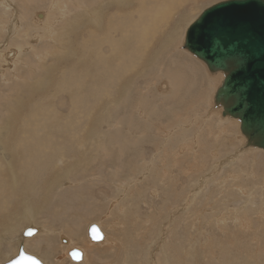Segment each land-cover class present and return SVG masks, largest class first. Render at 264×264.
Segmentation results:
<instances>
[{
	"label": "rangeland",
	"instance_id": "374dc122",
	"mask_svg": "<svg viewBox=\"0 0 264 264\" xmlns=\"http://www.w3.org/2000/svg\"><path fill=\"white\" fill-rule=\"evenodd\" d=\"M83 1L60 18L66 0H11L23 30L43 13L55 36L0 33L20 61H0V264L30 225L42 232L25 248L44 264H86L70 246L89 264H264V150L243 151L238 122L201 91L216 76L182 49L222 0L176 1L163 22L149 0ZM180 27L183 57L161 47ZM168 68L181 76L154 75ZM92 224L102 241L88 240Z\"/></svg>",
	"mask_w": 264,
	"mask_h": 264
},
{
	"label": "water",
	"instance_id": "95a60500",
	"mask_svg": "<svg viewBox=\"0 0 264 264\" xmlns=\"http://www.w3.org/2000/svg\"><path fill=\"white\" fill-rule=\"evenodd\" d=\"M192 26V27H191ZM210 72H221L223 80L215 102L240 122V130L254 147L264 149V0H223L205 8L186 31L183 45ZM35 230L26 228L23 236ZM91 240H102L96 224L87 230ZM98 237V238H97ZM79 262L78 249L68 252ZM3 264H42L23 246Z\"/></svg>",
	"mask_w": 264,
	"mask_h": 264
},
{
	"label": "bare ground",
	"instance_id": "6f19581e",
	"mask_svg": "<svg viewBox=\"0 0 264 264\" xmlns=\"http://www.w3.org/2000/svg\"><path fill=\"white\" fill-rule=\"evenodd\" d=\"M180 2V0H173L172 2L171 1H168L167 0V2H166V0H149L148 2H146V4H148V5H151L152 6V8L153 9H155L157 12H158V10H160L162 7V10H160L161 11V19L159 20V21H161V22H163L162 20H166V19H168L169 17H170V15H169V12L173 9V5H174V3L175 2ZM223 1V0H222ZM69 2H71V4H73V5H75L76 6V8H78V7H80V8H82L83 6H84V1L83 0H66V3L63 5V8H58L59 9V11H60V18L62 17V15H64V12H65V10H66V7H67V4L69 3ZM197 2V1H196ZM54 4V3H53ZM0 7H2L3 9H4V11L5 12H9V13H6V14H9V16L7 17V19H5L4 17H1L0 16V33H2V32H4V33H6V36H8L7 35V33H10L11 32V34L9 35V36H24L25 37V39H28V38H33L32 39V41H34L33 43H38V39L42 36V35H48L49 37H54L55 35H54V26L56 25V23H57V21H54V22H52V23H49V21H48V19H45V14H43V13H41V14H38L37 13V15H36V17H37V21L38 22H42V20H43V25L42 24H40V25H37V27H31L29 24H27V26H28V28H26L25 30H23V28H22V25L20 24L19 25V18H18V16H17V14L16 13H18V8H16L15 6H14V4L11 2V0H0ZM53 8V5L51 6L50 5V9H52ZM163 11H165L166 12V14L163 12ZM203 11V10H202ZM20 12V11H19ZM201 13V12H200ZM20 18H24V16H23V14L20 12ZM64 17H65V15H64ZM63 17V18H64ZM197 17V16H196ZM59 18V19H60ZM62 21H63V19H61ZM193 22V21H192ZM192 22L187 26V28L186 29H188L189 27H190V25L192 24ZM167 23H168V21H167ZM156 24H157V27H159L158 26V21L156 22ZM164 24V23H163ZM192 27V26H191ZM20 28V30L18 31L17 29H19ZM148 28V26L147 25H144L143 26V31L144 30H146ZM182 29V27H180L178 30H176L177 31V33L175 34L174 32H171L169 35H168V37H167V39H166V41L162 44V46L161 47H163V49H165V50H170V49H175L176 51H177V53H180L181 55H182V57H183V53L182 52H185L184 50V48L182 47V49H184V50H181V49H177V47L179 46L178 45V38H176L177 36H178V32L180 31ZM29 30H32L33 32H34V34L32 35V36H29V34H28V31ZM134 30L135 31H138V32H140L139 34H133V36L135 37V38H137V39H142V38H145V37H147V34L146 33H144L143 31H139L138 30V28H134ZM187 31V30H186ZM186 31H185V34H184V37H183V34H182V37H183V41H182V45H184V41H185V37H186ZM158 33H156V34H154V36L156 37L159 33H160V31H157ZM183 33H184V31H183ZM161 36V34H159L157 37H160ZM180 36H181V34H180ZM2 37L0 36V39H1ZM4 39H5V37H4ZM29 42V41H28ZM180 43V42H179ZM143 45V44H142ZM29 46L31 47V44H30V42L29 43H26V45L24 44V47H25V49H28L29 48ZM53 47L51 46L50 48H49V51H47V53L45 54V55H36V57H37V60H38V62H37V65L38 66H42V64L46 61V59H45V57H47V56H49V54H52V51H50L51 49H52ZM18 49H20V51H21V49H23V47L22 46H19L18 47ZM31 49H32V51H33V53H34V50H33V48L31 47ZM10 50H14V48H12V44L9 42V44H8V40H6L5 42H4V40H0V61H4L5 63H13L14 64V67H15V65L16 64H19L20 63V61H19V59H18V57H17V54H18V52H14V54H13V52L12 51H10ZM10 51V54L8 53ZM161 51V50H160ZM160 51H158V52H160ZM186 51H188L187 49H186ZM22 52V51H21ZM189 52V51H188ZM190 53V52H189ZM12 54V55H11ZM36 54V53H35ZM167 53H165V55H166ZM191 54V53H190ZM161 56V58L162 59H164V55H160ZM173 62H175V58L173 59ZM203 63V62H202ZM204 68H203V67ZM201 66V69L203 70V72L204 71H206V66L204 65V63H203V65ZM2 69V68H1ZM177 70L175 69H171V68H168L166 71H164V74H163V71L161 70V69H157L156 70V72H154V75H166V74H171V75H177L178 77H180L181 76V74L179 73L178 74V72H176ZM207 71L211 74V75H215L216 77H206L207 78V80H206V82H205V84L206 85H203L201 88V91H204V93L205 92H207L208 91V93H210L211 91L213 92L214 91V93H213V95H212V108H214V109H216V110H214V112H215V114H219L220 113V115H221V117L222 118H228V119H234V120H236L237 122H238V128H239V132H240V135L242 136V137H239V140H241V144H242V149H244L243 151L245 152V151H251V150H254V149H257V150H264V149H261V147H254L251 143H249L247 140H246V136L241 132V130H240V122H239V120L238 119H236V117H234L233 118V116H231V114L230 113H226L225 112V116H222V111H223V106H222V103L221 102H215L214 101V99H215V92H216V90H217V88L221 85V82H222V80H223V74L221 73V72H210L208 69H207ZM161 78V77H160ZM162 78H164L163 76H162ZM167 81H169V80H167ZM215 82H217L218 84L215 86V90H212V88H213V85H214V83ZM152 84H154L153 82H152ZM160 85H162L161 86V88H160V90H164V89H166L168 86H167V84L165 83V82H162ZM172 84H171V82H169V89L168 90H166V92L167 91H169L170 93H167V94H163V95H161V96H164V95H167L168 97L173 93V90H174V87H173V85H172V89H170V86H171ZM178 85H180V83H178ZM18 88V87H17ZM20 88V87H19ZM18 88V89H19ZM177 90V88L175 89V91ZM164 93H165V91H164ZM13 98H15V97H13ZM205 102V101H204ZM209 103H210V101H209ZM208 103V104H209ZM205 116V115H204ZM174 119V118H173ZM205 119V118H204ZM225 121V120H224ZM231 122V121H230ZM185 123V122H184ZM220 123V122H219ZM228 124V123H227ZM227 130V129H226ZM42 143H43V141H42ZM193 143H195V142H193ZM195 146V145H194ZM183 149V146L180 148V151ZM240 153H241V151H240ZM131 169H132V167H131ZM15 177V176H14ZM98 226V225H97ZM26 227V226H25ZM26 228H31V229H33V230H35V233L33 234V235H31V236H29V237H25V236H23V233H22V235H20V239H19V246L20 245H22L23 246V249L25 250V252L27 253V254H29V252L26 250V248H25V241L28 239V238H31V237H33V236H35V235H37L38 233H40V232H42V228L41 227H38V226H34V225H30L29 227H26ZM100 231L102 232V240L104 239V237H105V235H104V233H103V231L100 229ZM87 232V231H86ZM53 235V234H52ZM87 235V234H86ZM17 238V237H16ZM89 238V237H88ZM90 242H92V243H95V242H100V241H98V240H91L90 238L88 239ZM101 240V241H102ZM68 241V240H67ZM107 241V239L105 238V240H104V244H108V243H112L111 241L110 242H106ZM18 246V247H19ZM72 249H78V248H74V247H69L68 248V250H67V254H68V256H69V251H71ZM81 253H82V258H81V260L79 261V262H76V261H74V260H72L71 258H70V256H69V258L72 260V261H74V262H76V263H80V262H83V263H86V264H89L88 263V261H86L87 260V256H84V253H83V251L82 250H80V249H78ZM18 252V251H17ZM17 252L14 254V255H12L11 257H9L7 260H5L4 262H6V261H8L9 259H11L12 257H14L16 254H17ZM63 255H65V254H63ZM68 258V259H69ZM3 262V263H4ZM42 262V261H41ZM2 263V264H3ZM42 264H44L43 262H42Z\"/></svg>",
	"mask_w": 264,
	"mask_h": 264
},
{
	"label": "snow or ice",
	"instance_id": "6c2138e0",
	"mask_svg": "<svg viewBox=\"0 0 264 264\" xmlns=\"http://www.w3.org/2000/svg\"><path fill=\"white\" fill-rule=\"evenodd\" d=\"M29 235H31L32 233H31V231H29V233H28ZM98 238V237H97Z\"/></svg>",
	"mask_w": 264,
	"mask_h": 264
}]
</instances>
